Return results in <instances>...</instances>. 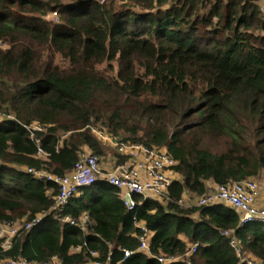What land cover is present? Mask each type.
<instances>
[{"label":"trees","instance_id":"1","mask_svg":"<svg viewBox=\"0 0 264 264\" xmlns=\"http://www.w3.org/2000/svg\"><path fill=\"white\" fill-rule=\"evenodd\" d=\"M91 129L164 150L176 178L166 196L138 197L129 211L97 180L51 211L58 186L26 170L64 177L81 154L108 155ZM260 178L264 17L255 0H0V224L43 219L8 249L0 241L1 264H247L231 237L245 260L264 262L263 225H241L224 204H179L209 184ZM66 217H85L84 229ZM134 220L151 233L153 257L137 251ZM123 251L133 255L123 261Z\"/></svg>","mask_w":264,"mask_h":264},{"label":"built area","instance_id":"2","mask_svg":"<svg viewBox=\"0 0 264 264\" xmlns=\"http://www.w3.org/2000/svg\"><path fill=\"white\" fill-rule=\"evenodd\" d=\"M264 6V0H255ZM259 11L264 17L263 8L259 7ZM56 17V14H53ZM29 129V128H27ZM32 131H41L37 125H33ZM91 131L101 140H104L112 146L117 155L125 157L126 161L115 166L110 172L102 173L100 167V157L92 153L81 154L78 161L74 164L72 172L64 177H59L47 173L43 170L27 169L26 173L32 177L46 182L53 183L58 186V195L54 200L51 211L62 209L70 198L75 196L81 188L92 185L97 180L111 185L120 191V199L127 210H134L136 198L142 199H160L166 196V192L171 183L176 179L172 172L175 165L174 160L164 151L145 147L143 145L126 144L114 137H108L102 132L95 129ZM36 143H39L36 140ZM43 152L38 149L37 156H41ZM182 205V200L179 202ZM216 204H224L233 208L240 217V224L260 223L264 226V189L260 198V185L254 179L244 180L233 184L215 186L208 188L207 192L198 198L196 207L212 206ZM42 217H37L29 223L18 228L13 222H4L0 224V241L2 248L8 249L11 239L18 234L23 228L28 231L31 228L42 224ZM71 226H78L84 229L86 218L82 217L79 221L66 217L63 220ZM135 226L139 230L138 252L145 253L153 257L149 251V238L151 233L142 222L134 220ZM224 236H230V233L224 232ZM230 246L235 250L241 261L247 264H264L263 261L245 260L236 240L231 237ZM79 251L78 248L75 249ZM197 250V244L189 246L185 256H192ZM133 255V252L123 251V261ZM90 256L96 258L97 254L91 252ZM156 260L160 264H166L169 260L163 257H157ZM5 264H61L60 261L53 257L47 262L36 263L29 262L23 258L16 260H8ZM86 264H101L98 261L88 262ZM187 264H191L190 261Z\"/></svg>","mask_w":264,"mask_h":264},{"label":"rangeland","instance_id":"3","mask_svg":"<svg viewBox=\"0 0 264 264\" xmlns=\"http://www.w3.org/2000/svg\"><path fill=\"white\" fill-rule=\"evenodd\" d=\"M256 4H257V2H256ZM258 7H261V8H263V10H264V6H263L261 3H258ZM46 21L54 22V21H55V17H54V15H52V16H50V17H47ZM116 68H117V66L115 65V66H114V69L116 70ZM99 140L102 142V144H103V150H104L105 152H107L106 154H108V155H112L114 158L117 159V157L114 156V155H116V154H115L116 152H115L114 148H113L112 146H110L109 144H107L106 141L101 140V139H99ZM117 165H118V164H117V161H116V165H115V166H117ZM102 173H104V172L102 171ZM256 181H257V182H262V183H264L263 178H260V179H258V180H256ZM197 200H198V198H194L193 196H191V195H189V194H185V195L183 196V198H182V206H183V207H186V208H187V207L195 206ZM12 222H13V224L16 225L18 228H21V227L23 226V224H25L24 220H15V221H12ZM3 264H4V263H3Z\"/></svg>","mask_w":264,"mask_h":264},{"label":"crops","instance_id":"4","mask_svg":"<svg viewBox=\"0 0 264 264\" xmlns=\"http://www.w3.org/2000/svg\"><path fill=\"white\" fill-rule=\"evenodd\" d=\"M100 167L101 170L106 173V172H110L116 165V161L117 159L114 158L112 155H106L104 157H100ZM264 181V179H263ZM260 185V198L263 195V189H264V183L262 182H258ZM215 185L214 184H209L208 188H214ZM1 264V263H0Z\"/></svg>","mask_w":264,"mask_h":264}]
</instances>
